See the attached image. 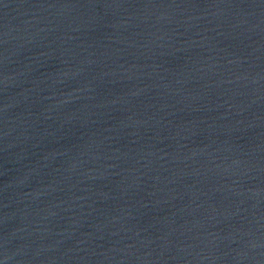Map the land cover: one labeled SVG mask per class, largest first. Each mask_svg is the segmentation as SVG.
I'll list each match as a JSON object with an SVG mask.
<instances>
[{
	"label": "water",
	"instance_id": "water-1",
	"mask_svg": "<svg viewBox=\"0 0 264 264\" xmlns=\"http://www.w3.org/2000/svg\"><path fill=\"white\" fill-rule=\"evenodd\" d=\"M0 264H264V0H0Z\"/></svg>",
	"mask_w": 264,
	"mask_h": 264
}]
</instances>
